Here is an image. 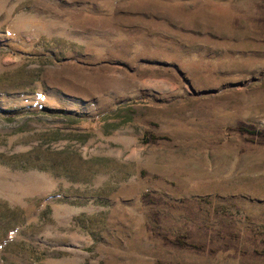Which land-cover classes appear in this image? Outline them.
Masks as SVG:
<instances>
[{"label": "rangeland", "instance_id": "374dc122", "mask_svg": "<svg viewBox=\"0 0 264 264\" xmlns=\"http://www.w3.org/2000/svg\"><path fill=\"white\" fill-rule=\"evenodd\" d=\"M0 264H264V0H0Z\"/></svg>", "mask_w": 264, "mask_h": 264}]
</instances>
